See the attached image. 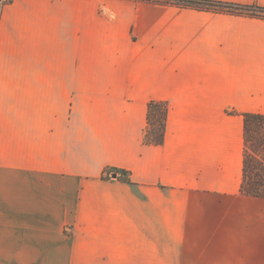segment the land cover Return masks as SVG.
<instances>
[{
    "label": "crops",
    "instance_id": "crops-1",
    "mask_svg": "<svg viewBox=\"0 0 264 264\" xmlns=\"http://www.w3.org/2000/svg\"><path fill=\"white\" fill-rule=\"evenodd\" d=\"M151 101L168 105L161 144L145 141ZM246 113L264 114L262 16L14 0L0 18V264H264V197L241 190Z\"/></svg>",
    "mask_w": 264,
    "mask_h": 264
},
{
    "label": "trees",
    "instance_id": "trees-1",
    "mask_svg": "<svg viewBox=\"0 0 264 264\" xmlns=\"http://www.w3.org/2000/svg\"><path fill=\"white\" fill-rule=\"evenodd\" d=\"M155 2L210 7L264 17V7L261 6L239 5L215 0H160ZM255 9L260 11V13H253L252 11ZM167 118V103L163 101H151L149 103L145 132V141L147 143H163ZM244 144V168L241 190L247 195L264 197V114L246 113L244 115Z\"/></svg>",
    "mask_w": 264,
    "mask_h": 264
},
{
    "label": "built area",
    "instance_id": "built-area-1",
    "mask_svg": "<svg viewBox=\"0 0 264 264\" xmlns=\"http://www.w3.org/2000/svg\"><path fill=\"white\" fill-rule=\"evenodd\" d=\"M11 0H0V15L4 7L9 3Z\"/></svg>",
    "mask_w": 264,
    "mask_h": 264
},
{
    "label": "rangeland",
    "instance_id": "rangeland-1",
    "mask_svg": "<svg viewBox=\"0 0 264 264\" xmlns=\"http://www.w3.org/2000/svg\"><path fill=\"white\" fill-rule=\"evenodd\" d=\"M13 1H14V0H11L9 3H7V5L10 4V3H12ZM147 1H160V0H147ZM7 5H6V6H7ZM6 6H5V7H6ZM5 7H4V8H5ZM2 12H3V10H2ZM2 12H1V15H2ZM252 12H253V13H260V11H258V10H256V9L253 10ZM261 14H263V13H261ZM1 15H0V18H1ZM248 150H250V149H248ZM61 237H62V236L59 235V239H61Z\"/></svg>",
    "mask_w": 264,
    "mask_h": 264
},
{
    "label": "water",
    "instance_id": "water-1",
    "mask_svg": "<svg viewBox=\"0 0 264 264\" xmlns=\"http://www.w3.org/2000/svg\"><path fill=\"white\" fill-rule=\"evenodd\" d=\"M114 176H116V174H114Z\"/></svg>",
    "mask_w": 264,
    "mask_h": 264
}]
</instances>
